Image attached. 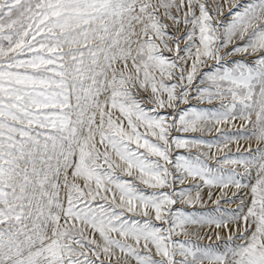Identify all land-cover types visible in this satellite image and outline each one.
I'll list each match as a JSON object with an SVG mask.
<instances>
[{
    "label": "snow or ice",
    "instance_id": "1",
    "mask_svg": "<svg viewBox=\"0 0 264 264\" xmlns=\"http://www.w3.org/2000/svg\"><path fill=\"white\" fill-rule=\"evenodd\" d=\"M0 264H264V0H0Z\"/></svg>",
    "mask_w": 264,
    "mask_h": 264
},
{
    "label": "rangeland",
    "instance_id": "2",
    "mask_svg": "<svg viewBox=\"0 0 264 264\" xmlns=\"http://www.w3.org/2000/svg\"><path fill=\"white\" fill-rule=\"evenodd\" d=\"M193 104H196L195 101H193ZM198 107H212V106H208V105H197ZM242 126V122H235V124H224L221 125V131L223 132H230V133H235L238 129H240ZM220 133H218L214 128L212 131H203V132H197V133H189L187 135L189 136H197V137H202L206 140H213L214 138L218 137ZM248 144H252L254 146L255 141H244V140H240L238 143L237 142H233L231 143L229 146L231 147L233 153H235L237 151V149L239 148L241 151H243V149L245 147L248 146ZM183 151V150H182ZM193 151L195 152L196 149H193ZM212 151L215 153V149H212ZM210 163L214 164V161H210ZM232 191H235V189H233ZM207 207H212L211 203H208L206 205ZM201 206L197 205V208H200ZM222 207H235L234 205H227V204H222ZM204 243H207L208 241H203Z\"/></svg>",
    "mask_w": 264,
    "mask_h": 264
}]
</instances>
